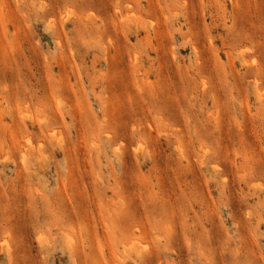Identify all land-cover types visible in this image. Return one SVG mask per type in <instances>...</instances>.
<instances>
[{
    "label": "rangeland",
    "instance_id": "obj_1",
    "mask_svg": "<svg viewBox=\"0 0 264 264\" xmlns=\"http://www.w3.org/2000/svg\"><path fill=\"white\" fill-rule=\"evenodd\" d=\"M230 262L264 264V0H0V264Z\"/></svg>",
    "mask_w": 264,
    "mask_h": 264
},
{
    "label": "bare ground",
    "instance_id": "obj_2",
    "mask_svg": "<svg viewBox=\"0 0 264 264\" xmlns=\"http://www.w3.org/2000/svg\"><path fill=\"white\" fill-rule=\"evenodd\" d=\"M90 18H91V17H90ZM79 19H80V18H79ZM80 22H81V20H80ZM80 22H79V23H80ZM90 22H91V21H90ZM80 25H81V24H80ZM83 25H84V24H83ZM75 26H77V25L75 24ZM78 29H79V28H78ZM59 42H60V41H59ZM60 46H61V45H60ZM56 86H57V85H56ZM52 88H53V87H52ZM56 89H57V88H56ZM10 95H12V94H10ZM31 99H32V98H31ZM13 101H14V100H13ZM17 101H18V99H17ZM44 101H45V100H44ZM16 103H17V102H16ZM46 103H47V102H46ZM47 104H48V103H47ZM37 108H38V107H37ZM39 108H40V107H39ZM20 109H21V108H20ZM43 109H44V108H43ZM7 110H8V109H7ZM36 110L38 111V109H36ZM18 111H19V110H18ZM25 113H26V112H25ZM40 113H41V112H40ZM31 114H32V113H31ZM25 115H26V114H24V116H25ZM38 115H39V114H38ZM26 116H27V115H26ZM28 116H29V113H28ZM28 116H27V117H28ZM43 116H44V115H43ZM21 117H23V115H22ZM38 117H39V116H38ZM40 117H41V116H40ZM46 117H47V116H46ZM50 117H51V119L53 118L52 116H50ZM47 118H48V117H47ZM41 119H43V118L41 117ZM44 119H45V118H44ZM40 121H41V120H40ZM46 121H48V120H46ZM37 122H38V121H37ZM46 123H47V122H46ZM2 136H3V135H2ZM26 136H27V135H26ZM23 137H24V136H23ZM49 137H51V136H49ZM52 137H53V135H52ZM1 138H2V137H1ZM25 140H26V139H25ZM20 143H21V142H20ZM21 144H22V143H21ZM21 144H20V145H21ZM5 146H6V145H5ZM21 146H22V145H21ZM21 146H20V147H21ZM24 146H25V145H24ZM22 147H23V146H22ZM2 149H3V147H2ZM38 149H39V148H38ZM8 150H9V149H8ZM161 242H162V241H161ZM248 245H249V244H248ZM250 246H251V245H250ZM250 246H249V247H250ZM246 250H247V249H246ZM245 252H246V251H245ZM241 253H242V252H241ZM248 253H249V251L247 250L246 254H248ZM250 253H251V252H250ZM243 254L246 255L245 253H243ZM241 255H242V254H241ZM244 255H243V256H244ZM250 256H251V255H249V257H250ZM252 256H253V255H252ZM252 256H251V257H252ZM245 257H246V256H245ZM247 257H248V256H247ZM249 257H248V258H249ZM255 257H256V256H255ZM248 258H247V259H248ZM253 258H254V257H253ZM239 259H240V257H239ZM245 259H246V258H245ZM204 260H205V259H204ZM211 260H212V259H211ZM249 260H250V258H249ZM251 260H252V258H251ZM252 261H253V260H252ZM206 262H208V261L206 260ZM210 262H211V261H210ZM240 262H241V261H240ZM204 263H205V261H204ZM241 263H242V262H241ZM250 263H251V262H250ZM253 263H254V262H253ZM207 264H208V263H207ZM230 264H231V262H230Z\"/></svg>",
    "mask_w": 264,
    "mask_h": 264
}]
</instances>
